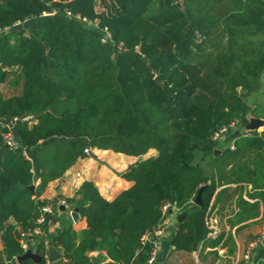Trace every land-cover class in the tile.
<instances>
[{
    "label": "trees",
    "instance_id": "obj_1",
    "mask_svg": "<svg viewBox=\"0 0 264 264\" xmlns=\"http://www.w3.org/2000/svg\"><path fill=\"white\" fill-rule=\"evenodd\" d=\"M94 1L0 0V30L18 25L0 36V86L13 81L18 90L0 92V120L12 123L17 144L7 147L10 131L0 130V264L24 254L40 208L59 212L64 198L37 200L47 183L94 149L139 160L122 175L131 187L112 201L90 182L64 199L86 228L47 242L62 264H146L171 209L164 214V206L186 212L173 250L195 252L223 174L213 133L264 120V109L246 104L264 72V0H184L182 8L177 0H113L100 12ZM82 21L97 22L112 42L101 44L100 31ZM252 133L246 147L264 151V135ZM150 150L156 155L140 159ZM37 243L42 256L45 243Z\"/></svg>",
    "mask_w": 264,
    "mask_h": 264
},
{
    "label": "crops",
    "instance_id": "obj_2",
    "mask_svg": "<svg viewBox=\"0 0 264 264\" xmlns=\"http://www.w3.org/2000/svg\"><path fill=\"white\" fill-rule=\"evenodd\" d=\"M246 104L250 108L264 109V72L260 77L259 89L246 97ZM254 132L264 135V127ZM242 138L245 137L237 138L232 132L217 142L224 146L217 147L219 153L216 155L222 157L223 174L222 178L216 179L219 185L213 198L215 208L207 222V240L201 243L195 252L187 254L174 251L170 240L174 235L176 217L180 213L169 210L157 241L154 264H243V257L250 244L264 232V151L248 149ZM90 154L93 157L88 155L79 159L62 177L48 182L37 200L76 198V192L83 182L92 183L106 201H112L120 192L131 187L132 182L124 179L122 175L137 163L139 158L110 150L94 149ZM155 155L156 152L150 150L140 159ZM39 183L40 180L37 179L35 188ZM194 206L195 201L192 207ZM72 212L73 209L69 207V210H59L48 218L41 235H32L25 240L29 249L34 248L42 239L50 241L66 228H70L78 236L86 228V222L78 214L73 220ZM48 246L52 245L47 244ZM52 247L62 255L60 249ZM260 248H264V236L252 250L249 264H264L256 261ZM94 263L99 264L98 261ZM5 264L12 263L6 261Z\"/></svg>",
    "mask_w": 264,
    "mask_h": 264
},
{
    "label": "built area",
    "instance_id": "obj_3",
    "mask_svg": "<svg viewBox=\"0 0 264 264\" xmlns=\"http://www.w3.org/2000/svg\"><path fill=\"white\" fill-rule=\"evenodd\" d=\"M52 14H54V13H52ZM52 14H50V15H52ZM66 16L70 17V18H74L75 20L81 22L79 17L73 16L70 12H66ZM82 23L87 28H94L96 30H99L98 27H97V22H87L86 23V21H82ZM17 26L18 25H15L12 28H15ZM12 28H6L4 30H0V36L2 34L10 32L12 30ZM99 31H100V34H101L100 35V43L101 44H108V43L112 42L111 34L105 28L101 29ZM32 119H33L32 116H26L25 118H23V121H28V120H32ZM14 121L16 122L17 120H14ZM30 123H36V121L32 120V122H30ZM2 128H6L7 130L10 131V133H8V134H6L4 136L5 145L7 147H9L10 149H12V150H16L17 149V146H16L17 144H16V141L14 140L13 134L11 132L12 131V123H6V122H3L2 120H0V130ZM232 132L235 134V137H237V138L238 137H251V134H252V132L243 131V128L240 129L237 122H232L228 127H222L218 131L214 132L212 137H211V139L214 142H218L222 137H224V136H226L228 134H231ZM84 152H85L86 155H89L91 153V150H85ZM23 155H24V157L27 160H30V158L27 156V154L25 152H23ZM60 207H62L65 210H69V206L65 202L64 199L58 200L57 208H60ZM169 209L172 210V211L173 210L177 211L174 207L164 206L163 207L164 214ZM53 215H54V211H53V208L51 206L47 205V206H44V207L40 208V214H39L38 219L36 220L38 228L35 229L31 234L25 235L23 237V240L21 241V247H22L24 253L27 252L28 250H31L33 253H36L35 250H36V247H37L38 243H36L34 245V248L29 249L28 244H26L25 240L29 236H32V235H41L43 226L47 223L48 218H50ZM163 225H164V221H163L161 227L157 231L154 232V236H155L154 250L151 253L150 257L148 258L146 264H154L155 263V259H156V245H157V241L159 240L158 238L161 235V228H162ZM263 236H264V232H263V234L261 235V237L259 239L255 240L254 242H252L250 244L247 253L243 257V264H249L250 258H251V252L261 242V239H262ZM42 241L45 243V246L47 247V241L43 240V239H42ZM41 258H42L43 264H55L54 262L50 261V259L48 257V254H47V249H46V253L43 254L41 256ZM60 261H61V264H62V259Z\"/></svg>",
    "mask_w": 264,
    "mask_h": 264
},
{
    "label": "water",
    "instance_id": "obj_4",
    "mask_svg": "<svg viewBox=\"0 0 264 264\" xmlns=\"http://www.w3.org/2000/svg\"><path fill=\"white\" fill-rule=\"evenodd\" d=\"M44 46H45V48H47L46 45H44ZM154 80L157 82L156 79H154ZM263 127H264V120L263 119L250 118L248 120V123L246 124V126L243 127V131L254 132V131H258L260 128H263ZM218 153H219V151L217 149L214 150L215 156ZM89 156L93 157L92 154H89ZM34 188H35V186L32 185L28 189H29V191L33 192ZM194 201H195L196 205L200 204V194H198L196 196ZM194 209H195V206L191 208V210H194ZM59 210L62 211L64 209L62 207H60ZM77 214H78V211L76 209H74L73 212L71 213V218L73 220H75L77 217ZM185 218H186V212H181L180 214H178V216L176 217V224H175L174 228L177 229L179 227V225L184 222ZM47 254H48L50 261H52L56 264H61L60 260H61L62 256L52 246L47 247ZM25 260H31L33 263L38 264L42 261V258L37 253H33L31 250H28L22 256L17 257L16 260L12 264H20L21 262H23ZM94 264H96V263H94Z\"/></svg>",
    "mask_w": 264,
    "mask_h": 264
},
{
    "label": "rangeland",
    "instance_id": "obj_5",
    "mask_svg": "<svg viewBox=\"0 0 264 264\" xmlns=\"http://www.w3.org/2000/svg\"><path fill=\"white\" fill-rule=\"evenodd\" d=\"M110 1H113V0H95L94 1V3H95L94 8L97 10V12L103 11L106 9V7L107 8L110 7ZM183 4H184V0H177V6L179 8H182ZM0 92L3 96L9 97L12 95H16L18 90H17V88L14 87V82L10 81V82L4 83L0 86ZM217 147L223 148L224 146L221 145L220 143H217ZM148 153H149V151H148ZM146 155H144V156H146Z\"/></svg>",
    "mask_w": 264,
    "mask_h": 264
}]
</instances>
